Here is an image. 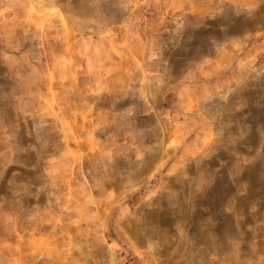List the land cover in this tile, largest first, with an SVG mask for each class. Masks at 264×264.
Instances as JSON below:
<instances>
[{"label": "clouds", "instance_id": "obj_1", "mask_svg": "<svg viewBox=\"0 0 264 264\" xmlns=\"http://www.w3.org/2000/svg\"><path fill=\"white\" fill-rule=\"evenodd\" d=\"M0 264H264V0H0Z\"/></svg>", "mask_w": 264, "mask_h": 264}]
</instances>
